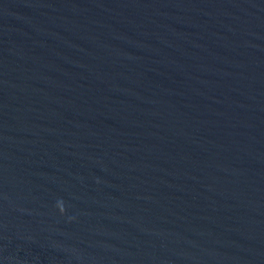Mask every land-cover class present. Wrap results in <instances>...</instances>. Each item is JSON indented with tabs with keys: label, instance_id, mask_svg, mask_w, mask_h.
Returning a JSON list of instances; mask_svg holds the SVG:
<instances>
[{
	"label": "water",
	"instance_id": "1",
	"mask_svg": "<svg viewBox=\"0 0 264 264\" xmlns=\"http://www.w3.org/2000/svg\"><path fill=\"white\" fill-rule=\"evenodd\" d=\"M0 264H264V0H0Z\"/></svg>",
	"mask_w": 264,
	"mask_h": 264
}]
</instances>
